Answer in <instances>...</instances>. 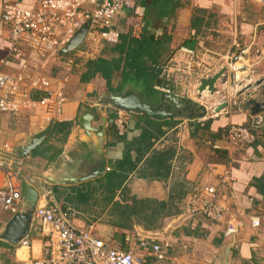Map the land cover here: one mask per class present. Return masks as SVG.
Here are the masks:
<instances>
[{"label":"crops","instance_id":"obj_1","mask_svg":"<svg viewBox=\"0 0 264 264\" xmlns=\"http://www.w3.org/2000/svg\"><path fill=\"white\" fill-rule=\"evenodd\" d=\"M5 1L11 0H0V72L21 75L25 85L31 78H53L66 96L60 114L0 113V144L14 147L21 162L16 166L19 181L39 191L36 205H56L67 212L71 227L89 230L109 246L117 243L123 251L140 253L147 264H264V109L250 116L243 107L248 96L264 102V6L257 0H135L131 9L112 19L116 43L85 39L73 51L44 57L26 50L22 69L10 54L8 27L1 22ZM236 44L246 50L253 83L258 84L220 112L205 119L159 121L126 111L120 130L116 108L105 106L99 114L104 121H91L101 135L85 134L78 126V116L95 110L109 92L130 89L146 102L160 92L193 100L183 96L191 93L185 90L187 79L196 75L199 81L226 67ZM88 60L92 73L82 81ZM225 74L228 85L227 67ZM258 117L262 122L253 129V143H226L229 124L249 127ZM50 121L44 140L19 156V145ZM100 151L106 169L83 179ZM206 187L214 189L213 198ZM194 198L199 204L213 199L224 207L223 220L190 216ZM9 217L0 207V232ZM254 218L257 226L251 225ZM227 221L239 225L228 236ZM40 226L32 219L28 246L0 240V264H24L38 257L45 239ZM142 239L150 241L140 247ZM152 244L159 245L158 253Z\"/></svg>","mask_w":264,"mask_h":264},{"label":"built area","instance_id":"obj_2","mask_svg":"<svg viewBox=\"0 0 264 264\" xmlns=\"http://www.w3.org/2000/svg\"><path fill=\"white\" fill-rule=\"evenodd\" d=\"M257 1L264 6V0ZM134 3L135 0H31L24 4L21 0H11L2 4L1 22L8 27L6 39L10 54L16 58L18 66L24 69L27 66L24 51L39 57L57 53V49L67 43L86 21L88 28L83 41L99 38L105 43H116L119 35L112 29V19L117 12L131 9ZM30 64L35 65L34 62ZM226 67L230 73L228 85L224 81L221 86L216 87L226 92L220 103L235 104L237 92L254 82L246 50L236 44V49L228 56ZM35 91L40 92L36 97L32 95ZM65 102L66 96L53 78L35 77L25 85L21 83V75L0 72V113L42 110L60 114ZM115 111V124L121 130L125 124L126 111ZM261 122L258 117L253 119L249 127L229 124L224 137L226 143L235 147L253 143V129ZM20 164L12 144H0V207L10 215L25 209L16 170V166ZM204 191L211 198L214 197L212 187H206ZM195 199L188 209L190 216L201 215L213 222L223 220L224 207L213 199L200 204ZM33 219L41 225L45 239L42 241L40 255L24 264H147L140 253L123 251L117 243L109 246L94 237L89 230L71 227L67 212L56 205H36ZM258 223L257 218L251 221L252 226H257ZM238 226L235 221H227L225 235L234 233ZM148 241L150 240L139 241L140 247H144ZM19 245L28 246L29 241L24 238ZM151 248L158 253L159 245L152 244Z\"/></svg>","mask_w":264,"mask_h":264},{"label":"water","instance_id":"obj_3","mask_svg":"<svg viewBox=\"0 0 264 264\" xmlns=\"http://www.w3.org/2000/svg\"><path fill=\"white\" fill-rule=\"evenodd\" d=\"M87 28L88 21L83 23V25L77 29L67 43L57 49V54L63 55L75 50L82 43L87 33ZM225 72L226 67L223 66L210 76L199 78L198 85L196 87L197 94L200 95L205 91L209 94H213L216 90V83H223L226 80ZM256 84H258V82L246 85L237 92L236 96H240L246 91L251 90ZM227 105V102H222L218 106H215L212 112L216 114ZM105 106L143 115L146 114V116L159 121L177 117L202 118L205 114V107L203 105L186 97L180 98L166 92H160L158 96L153 98V101L146 102L140 99V97L132 90L127 89L103 94L96 102L95 110L84 111L78 116V126L85 134H89L91 131L101 135V131H98L96 128L91 126V121H104V118L99 114ZM243 107L248 115L255 116L264 109V102H259L253 96H248L243 100ZM51 125L52 121H50L48 127L44 131L33 135L23 144L19 145L17 154L19 156H24L27 155L33 148H36V146L39 145L46 137ZM105 164L104 156L100 151L99 157H97L94 161V168H92V171L85 174L82 178L86 179L101 175L103 170L106 169ZM20 194L22 201H24L25 209L10 215L0 232V240L12 246H17L22 239L29 235V227L31 226V221L33 219V209L35 208L39 198V191L25 180L20 181Z\"/></svg>","mask_w":264,"mask_h":264},{"label":"rangeland","instance_id":"obj_4","mask_svg":"<svg viewBox=\"0 0 264 264\" xmlns=\"http://www.w3.org/2000/svg\"><path fill=\"white\" fill-rule=\"evenodd\" d=\"M223 59V58H222ZM226 59V58H225ZM224 59V61H225ZM221 61V60H220ZM223 62V61H222ZM221 64V63H220ZM198 79L197 76L195 75L191 80L187 79L185 85V90L188 92V90H191L190 94H185L183 96H187L192 98L195 102L203 105L205 107V114L202 117V119H205L207 117H209L212 114V108L219 104L222 99H223V95L226 93L225 90H222L221 88H217L216 87V91L213 94H209L208 92L205 91L204 95H197L196 93V87H197V83ZM187 87V88H186Z\"/></svg>","mask_w":264,"mask_h":264},{"label":"trees","instance_id":"obj_5","mask_svg":"<svg viewBox=\"0 0 264 264\" xmlns=\"http://www.w3.org/2000/svg\"><path fill=\"white\" fill-rule=\"evenodd\" d=\"M85 67H86V71H85L84 75L81 78L82 81H85L87 76H89V74L92 73V63L89 60L85 63ZM210 121H211V119L206 120L204 122V125L206 127H208ZM56 124L58 125V123H56ZM218 132H220V130H218Z\"/></svg>","mask_w":264,"mask_h":264}]
</instances>
